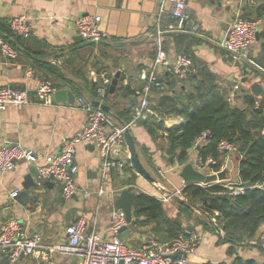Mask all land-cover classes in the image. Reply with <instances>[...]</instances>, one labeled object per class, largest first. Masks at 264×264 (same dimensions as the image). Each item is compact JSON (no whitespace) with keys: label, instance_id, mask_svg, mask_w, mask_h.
<instances>
[{"label":"crops","instance_id":"obj_1","mask_svg":"<svg viewBox=\"0 0 264 264\" xmlns=\"http://www.w3.org/2000/svg\"><path fill=\"white\" fill-rule=\"evenodd\" d=\"M186 3L191 12L188 31L169 32L165 30L173 23L171 5L166 4L160 11V0H0V37L6 39L17 52L15 57L10 58L0 51V87L33 89L41 81L49 80L59 89L69 90L75 97L74 103H59L54 98L53 105L32 102L0 111V145L21 144L36 153V164H43L44 156L58 153L64 141L85 126L86 115L77 108L78 99L93 105L96 101L107 105L109 115L118 123L131 121L140 104L138 91L144 83L141 74L153 67L158 36L162 37L164 49L172 62L186 52L193 61L192 71L198 74L206 68L217 76V83L227 92V99L234 86L239 85V93L229 101L234 106L245 108L243 94L250 92L254 95L251 87L255 83H259L264 91V0H186ZM21 15H26L31 25L32 32L27 39L14 37L9 30L11 19ZM86 15L101 18L99 28L103 38L99 43L83 40L76 31L75 20ZM236 16L261 22L258 38L251 46L247 59L241 62L235 61L221 46L227 28ZM28 71H31L30 75ZM118 72V84L111 94V79L107 75L114 77ZM168 73L175 74L172 69H158L164 80ZM105 79L110 81L109 84H104ZM166 82L165 90H168ZM102 86L108 93L104 97L98 94ZM121 86L128 87V90H119ZM158 93L153 92L152 101L160 97ZM254 97L260 103L264 100V97ZM150 113L153 114L152 111ZM143 117L129 130L135 140L138 157L155 181L167 190L180 191L174 197L177 204L170 201L173 198L161 201L159 197L163 191L155 186V182L134 170L126 140L116 155L119 161L125 163L123 174L114 170L108 181L102 180L100 160L94 145L79 143L74 158L79 169L76 176L79 192L70 201L63 199L60 183L46 181L29 190V199L20 203L15 199L17 196L12 197L11 194L23 191V183L31 173L32 165L22 161L14 170L0 172V225L10 217L19 219L28 234L41 235L43 249L66 243V228L81 216L87 219L90 230L108 237L110 215L123 189L151 195L162 202L165 214L171 217L181 215L180 204L186 200L183 193L185 183L179 171L184 164L169 155L163 141L153 140L143 122L138 125ZM181 122V118L171 117L165 125L169 128ZM198 149L197 146L189 150L186 163L195 164L198 161ZM219 159L221 167L216 169L213 166L206 174L227 170V178L217 183L242 182L239 176L240 156L222 152ZM31 175L36 181L35 170ZM101 190H104L102 194ZM202 206L203 201L200 207L192 205L190 210L193 214L185 217L186 222L182 223L185 230L186 227L194 228L189 235L200 238L198 249L187 264L230 263L236 255L227 256L229 245L221 244L206 230L207 225L213 223ZM191 218H196L195 223L190 221ZM133 223L135 226L136 223ZM129 229L123 237L132 247L138 248L152 239L158 240L151 226H137L136 231ZM263 231L264 225L261 233ZM159 242L170 240L164 237ZM238 253V257H242L240 250ZM255 259L250 257L246 260ZM48 261L52 264H79L77 258L55 252L48 253ZM40 262V258L21 256L16 263H10L7 253L0 251V264Z\"/></svg>","mask_w":264,"mask_h":264},{"label":"built area","instance_id":"obj_2","mask_svg":"<svg viewBox=\"0 0 264 264\" xmlns=\"http://www.w3.org/2000/svg\"><path fill=\"white\" fill-rule=\"evenodd\" d=\"M166 4L171 5L170 15L173 23L165 31L187 32V24L191 19V12L186 0H160V11L164 10ZM98 15L81 16L75 20V28L83 40L87 42L99 43L103 34L100 31ZM259 20H250L241 16H236L230 23L222 39L221 46L235 61H244L251 46L257 40L260 29ZM14 37L27 39L31 35V25L26 15L17 16L11 19L9 24ZM162 32L160 31L159 34ZM156 57L153 67L144 70L141 74L143 86L138 91L140 104L136 107L133 118L128 123H118L100 107H95L84 99H78L77 108L84 111L86 115L85 126L76 134L64 141L61 150L53 155L44 156L43 164H36V153L18 143H6L0 145V172L14 170L17 165L24 161L35 166L36 183L40 186L46 181H55L62 185V197L65 201L72 200L78 195L79 187L76 176L78 166L74 162L76 147L79 143L92 144L98 152L100 160L101 176L103 181H108L114 170L123 174L125 163L119 161L116 155L125 143V133L130 130L142 116L151 112V97L154 91L165 90V80L158 74V69L162 67L171 70L184 79L193 66L192 59L186 54H179L172 62L168 53L164 49L163 40L158 36L155 43ZM0 51L5 57L13 58L17 52L13 46L3 37H0ZM31 74V71H28ZM105 79L104 84H109ZM240 86L235 85L228 96V100L233 99ZM57 88L49 81H41L31 89L14 88L10 86L0 87V111L6 110L9 106H20L32 102L43 105L54 104V94ZM33 93V94H32ZM106 87L98 89L101 97L106 95ZM261 103L256 101V106ZM207 141V134H202L194 142L193 148L204 144ZM220 152L236 153L237 149L233 143L222 141L218 145ZM239 155V154H238ZM240 156V155H239ZM241 157V156H240ZM217 161L209 156L205 160L200 157L194 164L200 172L207 173ZM164 175V171H161ZM155 186L163 193L159 197L161 201H168L177 196L180 191H170L165 189L160 182L156 181ZM197 186L210 189L211 187H222L219 194L235 197L243 194L246 187L242 182H227L225 184H203ZM264 190V182L255 186ZM104 190L100 191L102 194ZM18 192L11 194L17 196ZM219 215L214 211L212 223L218 233H223L215 216ZM132 224H134L132 222ZM122 227H130L123 210L114 208L110 215L109 235L101 236L97 231L88 228L87 219L79 217L74 223L66 228L67 241L43 249L42 237L40 234H28L22 222L14 217L5 219L0 225V251L7 253L10 263H16L21 256H31L40 258L39 264H52L48 261V253L71 255L78 259L79 264H187L188 259L194 255L198 249L200 238L196 235L180 234L174 240L161 243L152 239L141 247L135 248L127 244L121 236ZM254 243V242H252ZM46 250H49L47 252ZM180 254V257H176Z\"/></svg>","mask_w":264,"mask_h":264},{"label":"trees","instance_id":"obj_3","mask_svg":"<svg viewBox=\"0 0 264 264\" xmlns=\"http://www.w3.org/2000/svg\"><path fill=\"white\" fill-rule=\"evenodd\" d=\"M183 54L188 55L186 52ZM165 80L169 89L159 91L160 97L151 100L153 114H147L143 121V127L153 140L163 141L169 155L181 164L187 162L189 150L204 133L207 134V141L198 146L199 156L202 160L212 156L217 161L216 169L221 167L220 142L233 143L241 156L239 176L246 187L243 194L235 197L221 195L219 193L223 188L218 186L204 189L191 185L183 189L188 201H203L202 210L209 216L214 217V211L219 212L215 219L224 233L219 242L229 245L227 255L232 257L237 245L258 238V242L261 241L264 190L255 186L264 182V100L256 106L254 95L245 92L243 99L246 107L232 105L227 99V92L217 83V76L206 68L198 74L191 69L184 79L168 73ZM120 89L128 90V87L121 86ZM171 117L181 118V124L166 127L165 121ZM137 193L133 207L136 226H151L153 233L170 241L179 233H186L181 222L166 216L161 201L144 192ZM218 264L260 263L236 256L230 263Z\"/></svg>","mask_w":264,"mask_h":264},{"label":"water","instance_id":"obj_4","mask_svg":"<svg viewBox=\"0 0 264 264\" xmlns=\"http://www.w3.org/2000/svg\"><path fill=\"white\" fill-rule=\"evenodd\" d=\"M257 38H258V34H257ZM93 44V42H90ZM88 43V44H90ZM108 78L111 79V85H110V89L109 92L111 94L114 93L115 88L118 84V79L120 76V73H116L114 77H112L111 75H107ZM251 90L253 92V94L255 96H259V97H264V91L261 87V85L259 83H255L252 87ZM54 98L56 102L59 103H74L75 101V97L74 95L67 89H59L58 91L55 92L54 94ZM95 107H100L102 108L104 111H106L107 113L109 112L110 108L105 105L102 104L99 101H96L94 103ZM148 115H144L143 120H140L138 122V125H141V123L144 121V119L147 117ZM124 124V123H123ZM125 140H126V144L128 146V150L130 153V160L132 163V166L134 168V170L142 175L143 177H145L147 180L156 182L151 175L146 171V169L143 167L137 151H136V147H135V140L133 138V136L131 135L130 131L127 130L125 133ZM199 148V147H198ZM213 168V165L211 166ZM228 167H231V163H228ZM35 170V166L31 167V173ZM28 174L27 177L25 178V182L23 183V191L18 192L17 197L15 198L18 202L22 203V200H28L29 199V190L33 189V188H38L39 185L34 181L32 175ZM179 176L182 178L183 182L185 183V187L187 186H191V185H198L200 183L203 184H219L217 183V181H222L225 180L227 178V170L221 171L217 174H205L203 172H200L199 170H197L194 166V164L192 162H188L185 163L180 171H179ZM137 192H132L128 189H123L120 194L119 197L116 199L115 203H114V207L119 208L121 210H123V212L126 215V220L127 222L130 224L131 229L133 230H137V226L134 224H132L134 216H133V207L137 198ZM205 199H208V197H206ZM128 227H122L121 229V236H125L129 231ZM194 230L193 227H186V233L189 235L192 231ZM180 254H177L176 257H180Z\"/></svg>","mask_w":264,"mask_h":264},{"label":"rangeland","instance_id":"obj_5","mask_svg":"<svg viewBox=\"0 0 264 264\" xmlns=\"http://www.w3.org/2000/svg\"><path fill=\"white\" fill-rule=\"evenodd\" d=\"M233 159H236V158H233ZM185 200H186V202H184L183 204H180L181 215H178L176 217H171V216H169V214H166V216L168 218H170L171 220H175L177 222H181V223L186 222V221H184V218L187 216H191L193 214L192 210H190L192 208V205H195L196 207H200V202L199 201H188L186 197H185ZM170 201H175L174 203L177 204L176 198H174V197ZM163 202H167V201H163ZM212 219L213 218L209 216V220L211 221ZM190 221L192 223H195L196 218H191ZM182 227H183V231H186L183 224H182ZM207 227L208 228H206V230L208 232H210L211 235L213 234L214 236H216L219 241H221V238L224 237V233H218L217 234L215 232L216 229H215V227H213V224L211 226L207 225ZM180 234H184V233L181 232V233H179V235ZM261 235H260V240H261L260 242H258L259 241V238H258V240L245 241V242L241 243L240 245H237V248L235 249V255L238 256L239 255L238 251L240 250L241 255H242L241 258L250 259V257H254V258H256L255 261L257 260L258 263L264 264V233H262ZM155 237L158 239V241L164 239L163 235L162 236L155 235ZM252 242H254V243H252ZM227 256H229V255H227ZM229 257H231V256H229Z\"/></svg>","mask_w":264,"mask_h":264}]
</instances>
